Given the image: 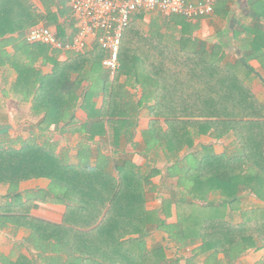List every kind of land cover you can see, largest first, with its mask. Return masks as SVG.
I'll use <instances>...</instances> for the list:
<instances>
[{
    "label": "trees",
    "instance_id": "trees-1",
    "mask_svg": "<svg viewBox=\"0 0 264 264\" xmlns=\"http://www.w3.org/2000/svg\"><path fill=\"white\" fill-rule=\"evenodd\" d=\"M39 1L42 9L32 0H0V40L10 42L13 38L5 36L17 34L26 42L24 48L29 45L48 50L49 45L29 43L25 38L31 27L43 22L56 28L58 39L70 41L77 19L68 0ZM145 14L135 12L123 29L120 68L112 79L102 66L105 51L98 44L74 54L60 69L66 67L78 73L71 90V112L79 99L75 92L80 80H90L91 76L101 80L100 92L111 101L105 111L103 107L91 113L85 100L95 93L85 90L81 107L89 120L83 127L76 126L78 131L101 124L103 114L115 128L119 121L125 120L126 124L132 109L112 106L115 97L120 100L118 89H114L117 74L132 78L144 88V95L151 94L150 121L143 133L147 145H160L172 156L192 149L180 167L179 180L188 183V195L175 201L176 223L172 225L161 218L163 208H146L145 186L158 173L156 169L143 175L125 158L114 163L113 174L108 172L105 160L94 164L84 160L67 162L52 144L28 140L16 148L0 141V183L16 185L30 178H47L50 187L40 190V200L66 206L61 223L35 219L26 213L19 214L17 223L31 230L42 250L55 249L59 261L67 254L65 264H168L164 246L146 248L145 238L154 230L168 231L183 247L200 241L196 250L215 264L219 263V253L227 264H233L251 249L263 252L256 264H264V101L248 85V59L257 58L264 68V33H255L248 41L244 60L228 61L222 44L207 46L188 35L190 20L176 14L154 13L150 22L168 21L180 26L178 44H169L160 30L144 31L140 23ZM65 23L71 28L68 36ZM22 77L23 74L19 79ZM46 80H41V86ZM40 92L36 101L44 95L42 87ZM65 112L46 108L43 122L56 124L55 128L61 121L65 125L75 123L70 111L65 121ZM195 135L215 140L231 138L234 146L216 153L212 144L195 146ZM175 162L172 170L178 168L179 161ZM168 174H172L171 169ZM210 194L215 198L210 199ZM242 195H253L262 204L242 207ZM12 197L20 196L13 193ZM12 206L4 207L9 216ZM180 259L176 258L175 263Z\"/></svg>",
    "mask_w": 264,
    "mask_h": 264
},
{
    "label": "crops",
    "instance_id": "crops-1",
    "mask_svg": "<svg viewBox=\"0 0 264 264\" xmlns=\"http://www.w3.org/2000/svg\"><path fill=\"white\" fill-rule=\"evenodd\" d=\"M32 1L42 9L39 0ZM155 16L154 13H146L140 26L148 33L160 30L165 42L178 44L180 26L168 21L150 22ZM39 24L45 25L43 22ZM49 27L56 31L54 26ZM64 29L65 34L70 35L71 28L68 23L64 24ZM255 33H264V0H218L212 14L190 20L188 35L207 46L222 44L225 60L235 61L244 60V51L249 48L248 41ZM9 37L13 38L10 42L6 40L4 43L0 40V141L16 148L28 140L43 145L52 144L55 152L67 162L78 163L84 160L94 164L105 160L108 172L113 174L116 173L114 163L125 158L130 159L136 170L143 175H148L151 169H156L158 173L151 176L149 184L145 186L146 208L157 211L163 208L165 211L162 212L161 218L169 224L176 223L175 201L188 195V183L183 179L179 180L180 167L184 165L185 158L190 155L192 149H183L178 155L172 156L160 145H147L143 133L150 121L148 108L152 105L151 94L144 95V88L132 78L117 74L114 89H118L120 100L115 97L112 106L132 109L126 124L125 120L119 121L115 128L103 114L101 124L94 125L90 130L80 128L78 131L75 127H83L89 120L87 112L81 107L85 90L95 93L94 96H87L85 100V106L91 113L103 107L105 111L111 104L107 95L100 92L101 80L94 76H91L90 80H80L81 84L75 92L79 99L71 112V90L78 73L68 71L66 67L60 69V65L67 63L76 53L50 47L44 51L29 45L24 48L26 42L17 34L7 35L5 39ZM248 65L251 68L248 85L257 97L262 95L259 98L264 101V68L257 58H249ZM21 74L23 77L20 80ZM113 76L109 74L110 79ZM43 78L47 80L41 86ZM40 86L44 95L36 101L37 94L41 93ZM46 108L59 111L64 109L65 121L66 116L73 113L75 123L65 125L64 121H61L57 128L56 124L47 125L43 122ZM160 123L165 127L163 120H160ZM202 144H212L216 153L230 150L234 146L231 138L215 140L207 135H195L194 145ZM177 160L178 168L172 170L171 166ZM168 168L171 169V175L168 174ZM49 187L50 180L47 178H30L16 185L0 183V264H65L64 261H67V254L59 261L55 249L42 250L39 240L32 236L31 230L17 223L19 214L24 213L51 223L62 222L66 206L58 201L40 200V190ZM13 193H19L20 197L13 198ZM247 196L250 195H242V207L262 204L253 195L251 196L257 202H245ZM209 198L214 199L215 196L210 194ZM9 204L13 205L9 211L12 216H9L4 208ZM166 204L170 205L167 209ZM145 243L147 249L158 244L164 246L168 264H215L205 254L196 250L200 241L183 247L170 237L168 231H152L145 238ZM262 253L261 250H249L233 264H249L254 261L256 262L253 264H256ZM179 257L181 259L175 263L174 260ZM217 259L218 264H227L223 254L219 253Z\"/></svg>",
    "mask_w": 264,
    "mask_h": 264
},
{
    "label": "built area",
    "instance_id": "built-area-1",
    "mask_svg": "<svg viewBox=\"0 0 264 264\" xmlns=\"http://www.w3.org/2000/svg\"><path fill=\"white\" fill-rule=\"evenodd\" d=\"M218 0H68L77 19V29L70 41L58 39L49 26L37 24L26 34L29 43H43L61 51L83 53L94 44L104 51L102 66L114 75L120 68L119 47L123 29L135 12L176 14L188 20L210 15Z\"/></svg>",
    "mask_w": 264,
    "mask_h": 264
},
{
    "label": "rangeland",
    "instance_id": "rangeland-1",
    "mask_svg": "<svg viewBox=\"0 0 264 264\" xmlns=\"http://www.w3.org/2000/svg\"><path fill=\"white\" fill-rule=\"evenodd\" d=\"M67 4H68V1H67ZM260 96H262V95H259V97H260ZM259 97H258V98H259ZM259 99H260V98H259ZM253 201H254V202H257V200H255V198L252 197L251 195L246 197L245 202H253ZM252 250H254V249H251V251H252ZM254 252H256V251H254ZM254 255H255V254H254ZM252 257H254V256H252ZM255 257H256V256H255ZM255 257H254V258H255ZM255 262H256V261H254V262H249V264H253V263H255Z\"/></svg>",
    "mask_w": 264,
    "mask_h": 264
}]
</instances>
